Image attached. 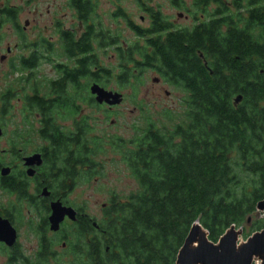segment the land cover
<instances>
[{
    "label": "trees",
    "instance_id": "1",
    "mask_svg": "<svg viewBox=\"0 0 264 264\" xmlns=\"http://www.w3.org/2000/svg\"><path fill=\"white\" fill-rule=\"evenodd\" d=\"M210 2L217 5L207 21L169 33L149 55L141 51V61L138 47L121 54L117 75H102L107 70L98 61L81 60L79 94L93 107L98 105L89 82L131 88L135 97L143 73L154 70L184 93L182 112L170 113L169 126L148 120L128 138L94 133L88 115H80L73 102L74 90H64L60 79L43 84L32 78L28 102L47 105L27 110L41 113L52 139L56 118H79L80 162L67 155L66 165L80 164L82 180L90 181L104 170L94 159L115 152L137 189L125 196L110 192L99 218L79 207L82 215L63 227L62 237L39 232L32 256L0 244L6 264H175L195 222L212 242L232 225L262 227L261 219L249 220L264 198V0H234L231 7Z\"/></svg>",
    "mask_w": 264,
    "mask_h": 264
},
{
    "label": "flooded vegetation",
    "instance_id": "2",
    "mask_svg": "<svg viewBox=\"0 0 264 264\" xmlns=\"http://www.w3.org/2000/svg\"><path fill=\"white\" fill-rule=\"evenodd\" d=\"M116 1L119 0H0V218L16 231L12 246L0 244L9 251L17 248L24 253L18 242L22 229L36 238L39 232L62 237L63 227L82 215L79 206L68 200V195L85 183L80 175L82 168L80 164L66 165L65 160L67 155L73 154L80 162L76 152L80 146L79 118H56L57 139H52L49 123L41 113L27 110L31 106H43L27 100L33 97L32 90L28 89L34 82L32 78L41 79L43 84L49 79H60L64 90H74L73 102L82 115L79 93L83 57L98 61L99 66L107 70L101 72L102 75H117L120 69L115 64L121 54L138 47L141 61V51L149 55L154 43L164 42L169 33L184 32L207 21L210 9L217 5L210 0H197V3L195 0H131L139 9V21H135L133 13ZM220 1L231 7L234 0ZM106 58H113L110 66L102 63ZM43 66H47V70L41 69ZM92 84L98 83L89 82L88 92ZM95 103L96 108L117 106ZM18 108L19 124L14 117ZM112 153L125 171L124 163ZM94 162L104 168L98 157ZM64 194L65 200L62 199ZM56 201L75 209L76 215L75 220L64 217L59 228L52 231L49 216L51 203ZM105 204L102 203V208ZM62 243L60 248L64 247Z\"/></svg>",
    "mask_w": 264,
    "mask_h": 264
},
{
    "label": "rangeland",
    "instance_id": "3",
    "mask_svg": "<svg viewBox=\"0 0 264 264\" xmlns=\"http://www.w3.org/2000/svg\"><path fill=\"white\" fill-rule=\"evenodd\" d=\"M116 2L127 12L133 13L132 17L135 21H139V9L133 1L119 0ZM178 20L181 21L180 19ZM184 22L185 20L181 21V23ZM120 25L123 26L122 21ZM113 26L115 27L116 23H113ZM112 61L113 58H106L102 63L110 66L113 63ZM46 67L43 66L41 69L47 70ZM156 77L159 78L156 73L150 70L144 72L135 90V97L133 95L134 91L131 88L118 89L110 82L107 89L117 90L123 95L121 104L113 106L111 109H108L106 106L95 108L83 103L82 111L84 115H88L90 118L93 132L100 135H116L117 137L128 138L133 134L135 127H144L148 120L153 121L155 124L169 126L171 124V121L168 119V116H171L170 113L177 114L178 112H182L180 102L184 97V93L164 83L160 78V80L156 81ZM141 106H144V109L141 110ZM105 111L107 114H105ZM14 114L16 118L14 120L17 121V124L21 123L20 108L15 109ZM8 129H10V126H8ZM98 161L104 163L103 175L95 176L96 180L92 178L90 181L78 186L68 195L69 202L74 206L84 207L85 212L94 218H99L102 203L107 202L110 192L113 191L125 196L137 189L136 182L126 174V170L122 169L121 164L111 151L99 155ZM112 161H116V163ZM255 219L262 220L263 224L259 230L249 231L245 225V227H235L240 231L237 238L238 243L244 242L254 232L260 231L263 228L264 212L257 210L250 217L249 224ZM18 242L27 256H32L38 248V238L25 232L23 229L21 230ZM56 247L59 249L58 245ZM0 264H6L5 256L2 254H0ZM252 264H260V260L255 257Z\"/></svg>",
    "mask_w": 264,
    "mask_h": 264
},
{
    "label": "water",
    "instance_id": "4",
    "mask_svg": "<svg viewBox=\"0 0 264 264\" xmlns=\"http://www.w3.org/2000/svg\"><path fill=\"white\" fill-rule=\"evenodd\" d=\"M90 94L98 103L110 106L118 105L122 101V94L117 91L106 90L98 84L90 86ZM241 100L240 96L234 99L235 103ZM256 209L264 212V198L257 202ZM76 211L70 206H63L60 202L51 203L49 216L50 230L56 231L60 222L67 217L75 220ZM240 231L234 225L230 226L218 239L212 242L207 232L198 222L189 228V231L178 250L175 264H252L257 257L260 264H264V226L254 232L244 242L238 243ZM16 241L15 229L0 218V242L12 246Z\"/></svg>",
    "mask_w": 264,
    "mask_h": 264
}]
</instances>
